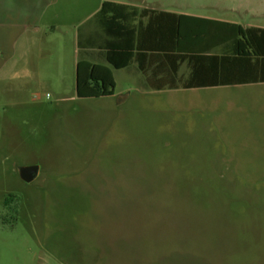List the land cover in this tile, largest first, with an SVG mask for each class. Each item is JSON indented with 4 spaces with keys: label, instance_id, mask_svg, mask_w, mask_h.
<instances>
[{
    "label": "rangeland",
    "instance_id": "374dc122",
    "mask_svg": "<svg viewBox=\"0 0 264 264\" xmlns=\"http://www.w3.org/2000/svg\"><path fill=\"white\" fill-rule=\"evenodd\" d=\"M80 1L54 0L29 61L0 69V264H264L261 89L213 107L113 69L114 97L79 98L77 34L96 24ZM147 1L243 15L242 0Z\"/></svg>",
    "mask_w": 264,
    "mask_h": 264
},
{
    "label": "trees",
    "instance_id": "16d2710c",
    "mask_svg": "<svg viewBox=\"0 0 264 264\" xmlns=\"http://www.w3.org/2000/svg\"><path fill=\"white\" fill-rule=\"evenodd\" d=\"M96 17L109 39L105 48L107 65L79 60L76 72L79 98L114 96L113 69H125L133 61L139 63L148 87L155 90L264 82L262 29H244L230 23L149 9L128 10L111 2L104 3ZM219 47L223 48L222 55H211ZM206 60L210 63L207 68ZM157 62H164L165 70L161 65L152 68ZM184 63L191 68L187 80L179 77Z\"/></svg>",
    "mask_w": 264,
    "mask_h": 264
},
{
    "label": "crops",
    "instance_id": "0c3cea01",
    "mask_svg": "<svg viewBox=\"0 0 264 264\" xmlns=\"http://www.w3.org/2000/svg\"><path fill=\"white\" fill-rule=\"evenodd\" d=\"M41 1L45 0H0V69L6 68L7 66L13 64L17 55L22 52L24 60L29 61L30 57L33 55V52L36 50L38 45L41 28H39V23L41 18H43L49 8L54 4V0H49L46 5L40 6ZM135 0H81L80 5L86 7L87 4H92L91 12L85 15L82 19L84 25L95 21L94 26H88L84 28L81 32L77 34L78 36V46L82 51V57L79 60H87L95 64H105L107 51L105 48L109 43V39L105 36L102 31L99 22L97 19V14L102 9L104 3L111 2L118 5H123L129 9H136L138 11L149 9L156 12H167L177 15H188L199 18H205L213 21L230 23L233 25L240 26L244 29L248 28H257L264 30V0H242L243 3V15L240 17V20L233 21L225 18H214L201 15H191L188 13H181L178 11H172L170 9L160 8V3L158 7H155L156 4L149 3L147 0L143 1V7H139L133 3ZM44 4V3H43ZM77 6L78 3H77ZM65 8V5H64ZM147 22V20H145ZM56 27H53L52 30H55ZM80 51V52H81ZM223 48L219 47L214 49L211 55H222ZM209 60H206V68L209 67ZM79 62V61H78ZM76 63V69L77 64ZM162 66V70H165V64L162 62H157L153 64L152 68ZM187 66V71L184 72V66ZM139 63L133 61L130 66L125 69L117 70L123 71L126 70L127 73L136 74L138 72L142 75V80L145 82L146 79L143 74L139 71ZM133 70V72H132ZM160 74V73H159ZM191 74V68L184 63L181 65L179 71V77L181 80H187ZM163 76V74H160ZM159 75V76H160ZM116 80V79H115ZM117 86V84H116ZM261 89L260 94L257 93L262 98L264 97V82L261 83H251V84H242V85H228V86H219V87H200L194 89H165V90H155L152 88V91L155 92H165V91H186L195 93V95L202 96L208 105L217 106L225 102V107H229L236 104L239 100L245 99L249 100L254 95L255 92H241L242 89ZM231 90V92H230ZM259 91V90H258ZM229 92V93H228ZM115 96V95H114ZM111 96V97H114ZM109 98V97H108ZM194 98V97H193ZM194 101V100H193Z\"/></svg>",
    "mask_w": 264,
    "mask_h": 264
},
{
    "label": "water",
    "instance_id": "95a60500",
    "mask_svg": "<svg viewBox=\"0 0 264 264\" xmlns=\"http://www.w3.org/2000/svg\"><path fill=\"white\" fill-rule=\"evenodd\" d=\"M20 177L26 182H32L35 180L39 174V167L37 166H27L20 168Z\"/></svg>",
    "mask_w": 264,
    "mask_h": 264
}]
</instances>
